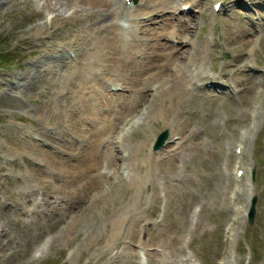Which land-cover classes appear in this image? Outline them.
Wrapping results in <instances>:
<instances>
[{
	"label": "rangeland",
	"instance_id": "1",
	"mask_svg": "<svg viewBox=\"0 0 264 264\" xmlns=\"http://www.w3.org/2000/svg\"><path fill=\"white\" fill-rule=\"evenodd\" d=\"M201 1L203 7H190V15L180 13V9H170V3L169 9L153 14L154 19L146 21L150 26L155 21L157 26L163 19L173 25L177 18L188 20L192 14L196 16L197 38L206 37L207 48L211 50L200 55L201 76L189 84L182 101L167 98L162 103L165 112L163 109L159 114L152 113L150 106L148 114L141 115L144 104L125 102L123 111L115 119V114L110 116V121L114 119L113 126L102 138L110 136L104 146L115 153L116 166L108 176L101 177L98 190L82 195L85 205H90L88 209L82 206L80 212L75 213L82 223L78 229L68 233L67 240H56L72 218L62 207L66 196H62L65 193L58 185L61 181L57 180L58 169L53 165L48 167L46 161L33 152L30 142H37L35 148L53 146L49 150L67 157L77 151L82 137L73 128L74 117L70 118L73 110L69 109L77 97L72 94L74 90H62L66 82L53 72H42L39 65H44L45 69L47 64H60L70 59V53L74 58V52L66 53L72 49L69 43L75 30L88 25L93 16L85 15L88 12L85 11L74 19L70 17L74 8H58L54 0H0V264H264V99L261 102L255 98L261 91L264 94V0H222L224 6L232 7L231 13L228 10L213 13L210 5L213 0ZM140 2L131 0L136 7ZM142 8L143 5L139 7ZM58 14L70 18L51 25ZM118 22L125 24L128 20L120 16ZM249 30L255 38L247 36ZM257 37H260L258 42ZM195 38L192 35V39ZM174 40L159 41L178 49L180 44L176 38ZM56 54L62 58H57ZM164 59L167 60L160 58L163 64ZM194 62L199 63L198 59ZM195 63L191 66L193 71H196ZM61 66L62 63L58 69ZM172 67H168V72H172ZM183 67L180 74L184 71L188 74L189 66ZM241 81L251 83L247 90ZM99 82L107 92L129 93L128 88L121 87L127 85L123 82H106L100 78ZM207 82L210 87L201 86ZM88 84L96 86L94 81ZM113 86L114 90H121L112 91ZM228 87L235 90L234 95L229 94ZM220 88L222 93L215 92ZM49 105L54 110L51 119L44 116L45 106ZM114 110H118L117 106L111 111ZM79 113L72 116L81 123L86 114ZM63 122L65 131L61 127ZM172 123L183 126L186 143L182 140L181 144L185 143L186 150L179 154L171 151L179 138L172 130ZM96 124L81 123L84 129ZM164 132L165 144L154 150V144ZM237 143L245 149L240 164L248 167L242 176H237L234 170L239 161L234 162L233 149ZM194 149L196 153L191 152ZM153 155L172 159L171 168L157 176H146L145 188L133 197L132 184L146 174ZM128 157V164L119 161ZM139 163H146V168ZM95 167L98 168L97 163ZM99 168L93 173H98ZM75 181L72 188L79 191L82 180L77 181L78 184ZM103 196L106 199L100 200ZM252 196L256 197L254 217L249 221L247 210ZM123 205L131 209L128 214ZM115 211L120 218H113ZM132 217L139 218V222H133ZM121 218V225L111 231L108 227L115 226L114 219ZM92 234L94 238L98 235L96 240L90 239ZM128 256L132 258L130 262Z\"/></svg>",
	"mask_w": 264,
	"mask_h": 264
},
{
	"label": "bare ground",
	"instance_id": "2",
	"mask_svg": "<svg viewBox=\"0 0 264 264\" xmlns=\"http://www.w3.org/2000/svg\"><path fill=\"white\" fill-rule=\"evenodd\" d=\"M178 1L181 2L179 5H181L183 3V4L190 5V7L193 6L194 8L199 7V6L203 7V5H204L203 1H201V0H199V1L198 0H178ZM219 1H221V0H214L213 1L214 3L213 2L212 3H213V5H215ZM54 3L57 4L58 8H62V9L74 8V11H73L72 15L70 16L74 19H76L78 15L79 16L82 15V13H84L85 11H88L85 15L91 14V16H93V20H91L88 25L83 26L84 28H82V29H80L78 27L79 29L77 28L75 30L74 38L69 43L70 46L72 47V49H69L68 51H66V53L69 51L74 52V54H75L74 58H73V54L70 53L72 57H70V54H69L68 57L70 59L67 61H63V62L61 61L60 64H52V65L47 64V66L45 65L46 66L45 69H44V65H39V68L41 67L43 69L42 72H44V73L46 71L53 72L54 74H57L59 77H61L62 78L61 80H64L63 82H66L62 85V90H67V88H68V90L70 89L71 92L74 90V93L72 92V94L77 96L76 101L74 102V104L71 107L72 109H69L70 112L73 110V113L71 114L70 112H68V109H67V112H68V114L69 113L71 114L70 118L74 117L73 121L71 120V123L73 125V128L75 127L80 132V135L82 137L81 142L79 144V148H77L76 152L68 154L67 157H62L59 155V153L52 151V150H49V149L54 148L53 146L49 147L50 146L49 145L47 149L46 148H35L34 145H37L36 144L37 142L36 143L30 142V144L33 146V148H31V149L32 150L34 149L33 152L36 154H39V156L46 161V163L48 164V167H50L49 165H53L59 171V174H57L58 175L57 180H59V181L61 180V181L58 183V185L64 191V192L62 191V193H65V195H62V194L61 195L66 196V200L64 199L65 206H62V207H64V212L69 214L72 219H70L69 223H66L68 225L65 228L64 232L60 231L61 233L58 234L55 237V239L56 240H59V239L62 240L61 238H66V240H67L68 233L72 234L74 232V230L78 229L77 227L82 224L80 221H78L76 219L77 217H75L76 216L75 213L77 211L80 212L81 209L79 210V208H81L82 206L85 209V208H87V205H90L88 203L85 205L86 202H84L82 195L84 193H92L95 190H98V188L101 187V185L99 183V181H101V177H103V176L105 177L106 175H108V174H101L100 173V169L102 166L100 167L99 164H101L102 159H103L105 164H108V172L113 171L114 167L116 166V155H115V153L113 154L111 152L112 150L110 151V149H109L110 147L108 148V147L104 146V145H106V144H104V142L108 139L110 140V138H108L110 136L107 135L106 137L102 138V135L106 131L108 132V129L113 126L114 119L118 116L120 111H123L124 104H126L125 102H132V104H134V103L135 104H137V103L141 104L142 103V105L144 104L143 108H141L142 114L146 113V115H147L148 114L147 112H148L150 106H152V108L150 109L152 111V113H153V111L157 112V113L158 112L161 113L162 110L165 108V107H163L165 105L164 104L162 105V103H165V100L167 98H171V99L176 98V100L182 101L185 94H186V91L188 89L189 84L190 85L193 84L194 83L193 81L195 79H197L198 77H200L202 74V69H201V64H202L201 59L202 58L200 57V55L203 54V51L205 54V51L208 53L211 50L209 51V49H208L209 47L207 48V46L209 45V42H208L206 37H204V40L197 38V36H198L197 35V29L198 28L196 26V16H194L193 14L190 16V18L188 20H186V19L181 20L180 19L181 17L177 18L175 24H173V25H170L166 20H163V19H161L159 23L157 22L158 23L157 26L154 25L156 23L155 21L151 22V24H153V26H150V24L146 23V21L152 19L151 16H153V14L155 16L158 13L164 12V10H166L167 8L169 9L170 3H171L170 9H175V10L179 9L180 6H177L178 2H176V0H171V2H170V0H141V2L137 5V7L132 5L130 8H128V6H127V5H129V2H126L125 0H123V3L120 2V0H54ZM153 3H156V5ZM50 4L51 3H48L47 5H50ZM141 5H143V8L139 9V7ZM157 7H160V8H157ZM231 9H232V7L230 9H228V11L230 13L232 11ZM224 10H225V8H224ZM188 12L190 15L191 10ZM211 12H213V11H211ZM211 12H210V14H211ZM120 16L124 17L125 20H128V23L125 27H123L122 24H120L118 22V18ZM69 18L68 17L64 18L58 14L55 16V18L50 23L52 25L57 21L66 22ZM107 18H108V20H106ZM257 24H258V22H257ZM262 25H264V24H262ZM191 28H194V29H191ZM195 28H196V31H195ZM241 31H242V29H241ZM251 33L252 32L250 30L247 31V34H248L247 36L255 38L254 35H252ZM259 34H260V32H259ZM192 35H194L196 38L192 39ZM163 38L164 39H171L173 41H175L174 38H176L177 43L180 44L178 49H174L167 42H160L159 40H162ZM246 39H248V38H246ZM258 40H260V37L256 38L257 42H258ZM244 42H246V40ZM212 45H214V44H212ZM248 46H250V44H248L247 47ZM56 55H58V54H56ZM60 56L61 55L59 54L57 58L61 59L62 57H60ZM164 57L167 60L164 59L165 61L163 60L164 61V64H163L161 62V60ZM160 58H161V60H160ZM168 59L169 60L171 59L172 62L169 63L171 61L170 60L168 62V64H165V62L168 61ZM197 59H198L199 63L194 62V60L197 61ZM63 60H65V59H63ZM40 62H42V61H40ZM61 63H62L61 69H58L59 68L58 65L60 66ZM173 63H175L174 68L172 67ZM194 63L196 65V66H194L195 70H196L194 72H196V73L193 72L190 77H186L185 72H187V71H184V73L180 74L181 71H183V69L181 70V68L183 66H185V67L189 66V70L192 71L193 67H191V66ZM170 66L172 67V69L174 71L172 70V72H170V71L168 72L167 69ZM185 67H183V68H185ZM34 68H32V69H34ZM169 69H171V68H169ZM245 70H244V72H245ZM29 72H30V70H29ZM54 74H53V76H54ZM28 76H29V74H28ZM225 76H226V74H225ZM66 77H67V79H64ZM99 78L102 81L104 79L106 82L107 81L108 82H110V81L123 82L124 84H127V85L121 86V84L119 85V84H114V83H113V85L125 87V89L128 88L129 93L125 94V93H120V92L119 93L109 92V91L107 92L106 87L100 86ZM164 79L166 80V82L169 83V86H165L166 82L163 81ZM28 80H30V79H28ZM141 80H144V81H141ZM252 80H255V79H252ZM256 80H258V79H256ZM91 81H94L96 86L89 85L88 83ZM156 81H158V86H157ZM240 84H242V86H244V88L247 90L251 83L249 81H241ZM18 86H20V85H18ZM21 86H22V84H21ZM262 86H264V85H262ZM87 88L89 89V91L87 90ZM30 89H32V87ZM263 95L264 94L261 91L255 96V98H258V100L261 99V102H262L264 99ZM255 104L256 103H254V105ZM261 105L263 106V103ZM116 106H117L118 110L117 111H115V110L111 111ZM159 107H161V108H159ZM45 108H46V112L44 113V116L45 117L48 116L51 119V117L54 114V110L52 109V107L50 105L45 106ZM128 108H130V107H128ZM98 110H100V112ZM74 112L76 114L79 112H80L79 114H82V115L86 114V116L83 115L84 119L81 120V123H82V121L83 122L84 121L85 122L91 121V122H94L97 124L92 128H89V127L85 128V129L82 128L81 123L77 120L78 118L76 119L75 116H72V115H75ZM108 112H111L113 115L108 114ZM133 112H135V111H133ZM164 112H165V109H164ZM114 114H115V116H114ZM162 114H160V116ZM110 116H114L113 117L114 119L113 120L111 119L112 121H110V119H109ZM160 116H158V117H160ZM255 116L256 115L254 113L253 117H255ZM142 117L144 118V116H142ZM151 117H152V115H151ZM70 118H68V120ZM67 124H69V123H67ZM68 126H70V124ZM171 126H173V123L171 124ZM174 126H175V129H174ZM174 126H173L172 130L176 131L179 134V138L175 143L176 147L174 149H172L171 151L172 152H178L176 154H179V152L181 150L182 151L186 150V148H183L184 147L183 145L186 143L183 140V139H185L184 138L185 136L183 135V130H182L183 126L182 125L174 124ZM61 127L65 128L64 122L61 125ZM66 127H67V125H66ZM64 128L62 129L63 131H65ZM59 137L62 138L61 136H59ZM188 138H189V136H188ZM182 140L185 142L183 145L181 144ZM192 140H194V139L191 138V141ZM65 141L68 142L67 140H65ZM187 141H189V140H187ZM112 142H113V140H112ZM112 142H111V145H112ZM115 142H113V143H115ZM109 144H110V142H109ZM195 145H196V142H195ZM199 145H197V146H199ZM194 148L197 149V147H194ZM113 151H114V149H113ZM191 152L196 153V150L194 149ZM244 152H245V150L243 148V153ZM150 156H151V154H150ZM150 156H149V158H150ZM167 156L172 158V155L171 154L169 155V153L167 154ZM152 157H153V161H150V163H151L150 165L148 162V165H147V168H148L147 171H149V173H147V171H146V174L145 173L143 175L141 174L142 178L140 177L141 178L140 181L135 179V182H133V184H132L133 185V188H132L133 197L136 196L137 193H138V195L141 194V189H143L142 187H144V179L146 178V176H149L150 174H152L151 176H153V174H155L157 176L159 174H162L163 171H166L167 169L171 168L172 159L170 160V158H168V159L166 158L167 160H165V158H162L161 155L159 157L156 155H153ZM232 158H233V156H232ZM238 158H239L238 169H244V171H245L247 168V170H248V167L243 168V164L242 165L240 164V162H243V160H242L243 157L241 159H240V157H238ZM70 159L74 160L75 162H71ZM100 159H101V161H100ZM119 161H122V163L123 162L127 163V161H129V157H128V159L126 158L125 161H124V159H122V160L119 159ZM137 162H139V161H137ZM96 163H97L98 168L99 167L100 168H99L98 173H96V172L93 173V171H96L98 169L95 167ZM132 163H135V162L132 161ZM145 164H140L139 166L144 165L146 168ZM134 166H137V165L134 164ZM95 168H96V170H95ZM128 168H129V166H128ZM134 168H132V169H134ZM48 169L51 170V168H48ZM58 171H57V173H58ZM139 174H140V172H139ZM139 174H138V178H139ZM136 178H137V176H136ZM171 178H173V177H171ZM74 179H76V181ZM166 179H168V178H166ZM79 180H82V185L80 184L81 186H80L79 191L74 190V187L72 188L73 181L77 182ZM130 181H129V183H130ZM77 184H78V182H77ZM77 184H76V186H77ZM237 190H239V188ZM69 193H71V194H69ZM57 194H59V193H57ZM89 196H91V194H89ZM59 198H60V196H59ZM99 199L104 200V199H106V197H104V196L99 197ZM53 201H54V199H53ZM58 201H55V202H58ZM44 202H47V201H44ZM50 202H52V201H50ZM62 205H64V204H62ZM53 208H55V207H53ZM56 208H58V207H56ZM122 208L124 209L125 214H128V212H129L128 210H131L128 207V205H123ZM59 211H61V210H59ZM117 216H118V211H115L113 214V218H120ZM132 219H133V222L136 221V223L139 222L137 220H140L139 218L135 219L133 217H132ZM68 220H69V218H68ZM115 221L116 220L114 219V222H113L115 225L114 227H108V228H110L111 231H115V229H117V227L121 225L120 223L123 221V219L121 218L120 220L116 221L117 224ZM83 230H85V229H83ZM132 230H134V229H132ZM132 230H130V231H132ZM84 232H86V231H84ZM127 233H128V231H127ZM93 234H95V233L93 232ZM93 234L91 235L90 239L96 240L98 235H96L97 237L94 238ZM132 234L134 235V233H132ZM168 235H167V237L170 236V235L169 236ZM114 240L111 243H113ZM174 240H176V239H174ZM139 241L141 242V240H139ZM171 241L172 240H170V242ZM140 245H141V243H140ZM170 249H171V247H170ZM131 260H132L131 256L130 257L128 256L127 261L130 262Z\"/></svg>",
	"mask_w": 264,
	"mask_h": 264
},
{
	"label": "water",
	"instance_id": "3",
	"mask_svg": "<svg viewBox=\"0 0 264 264\" xmlns=\"http://www.w3.org/2000/svg\"><path fill=\"white\" fill-rule=\"evenodd\" d=\"M166 133L164 132L163 134H161L156 142V146L155 148L161 146V144L163 143L164 139L166 138ZM256 200V197L254 196L252 199V205L250 207V211H249V220L252 221L253 217H254V202Z\"/></svg>",
	"mask_w": 264,
	"mask_h": 264
}]
</instances>
